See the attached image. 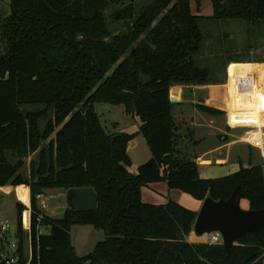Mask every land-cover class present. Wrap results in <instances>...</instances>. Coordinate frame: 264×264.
I'll return each mask as SVG.
<instances>
[{
	"label": "trees",
	"instance_id": "obj_1",
	"mask_svg": "<svg viewBox=\"0 0 264 264\" xmlns=\"http://www.w3.org/2000/svg\"><path fill=\"white\" fill-rule=\"evenodd\" d=\"M211 2V17L193 14L190 0H10V12L0 14V187L31 189V264H264V228L230 251L223 243H192L196 212L173 199H142V189L155 182L216 202L241 186L249 209H264L262 165L201 179L191 129V148L179 149L170 89L221 84L227 66L241 61L225 43L228 30L206 36L201 24L235 21L249 37L264 34V0ZM98 104L139 118L153 157L136 175L128 169V145L137 134L109 132ZM34 155L27 174L26 159ZM78 187L97 191L96 212L67 209L55 218L40 210L46 190ZM25 209L18 202L21 264L28 261ZM79 225L106 236L83 257L71 236Z\"/></svg>",
	"mask_w": 264,
	"mask_h": 264
},
{
	"label": "crops",
	"instance_id": "obj_2",
	"mask_svg": "<svg viewBox=\"0 0 264 264\" xmlns=\"http://www.w3.org/2000/svg\"><path fill=\"white\" fill-rule=\"evenodd\" d=\"M200 10L201 7L199 6L197 13H199ZM244 26L246 27V25ZM228 31L230 34L229 37H227L228 41L225 43L233 45L238 41L232 38V30L229 29ZM246 37V48H250L251 50L247 53H257L255 51H259L261 45L256 44V42L264 39V34L251 35V37L246 35ZM239 42L241 46L243 44L241 38ZM235 48L236 53L239 55L246 53V51H241V49L238 50L237 47H234V49ZM257 62L258 61L252 60L250 66H245L241 62L229 64L225 70V81L219 85L175 86L170 89V98L174 105L173 110L177 125L180 129L179 134L182 137L178 144L179 149H188L189 151L191 148L192 145L186 138L188 130L191 129L194 134V140L197 142L194 155L195 162H197L199 167L201 179H219V177L237 173L242 167L250 168L255 165H262L264 167V65ZM249 71L251 73L250 80H248L245 74L241 73H247ZM218 87H222L224 91L230 93V98L229 95L228 98L217 97L218 92L216 90ZM204 93L212 97H205L203 95ZM200 104L213 109H219L222 113L216 116L196 109L197 105ZM96 111L99 113L103 124L109 132L137 134L128 145V155L131 161V166L128 169L136 175L139 168L153 157L145 138L140 134L141 122L139 118L128 115L122 106L98 104L96 106ZM224 118L226 120H223ZM243 146L248 147L249 153H246L245 149L242 148ZM237 160L240 161V165L237 164ZM163 185L159 187L162 188L165 193L168 189L169 200L173 199L181 205H185V202L188 201L193 204V206H196L193 198H190L186 193L170 189L167 182L166 185ZM146 188L148 187L142 189V199L144 202H147V204L149 202L157 203V201L148 198L149 194L153 193L149 192L150 190L148 192L146 191L147 198H144V191L147 190ZM52 192L54 194L50 195L48 199H53L58 202V205L54 208H50L46 201L40 202L43 197L47 196V193ZM66 192L67 191L61 189L46 190V192L38 198L39 207L42 203L44 205L43 207L46 208V210H43L44 213L52 217H61L68 209ZM156 199L164 200L159 196H156ZM8 201H11L13 206H15L16 212L18 202L26 206L23 213V226L25 232L29 235L24 245L25 255H28L29 245L31 243L30 230L32 221L30 187L26 185L20 187L14 185L0 187L1 221H3L2 219L6 220L5 208ZM203 202L204 201H202V205ZM201 208L202 206L192 209L197 210L198 214ZM16 218L17 215L15 220ZM15 235L17 241L20 242V239L17 237V229L14 232V236ZM194 235L195 232L193 228V231L187 237L189 242L193 241ZM1 249L2 243L0 242V251ZM0 264H2L1 261Z\"/></svg>",
	"mask_w": 264,
	"mask_h": 264
},
{
	"label": "rangeland",
	"instance_id": "obj_3",
	"mask_svg": "<svg viewBox=\"0 0 264 264\" xmlns=\"http://www.w3.org/2000/svg\"><path fill=\"white\" fill-rule=\"evenodd\" d=\"M138 4L143 5L142 3L144 2V0H136ZM191 6H192V11L194 14L196 15H202V16H206V17H211L213 15V4L211 3V0H190ZM10 0H0V14H7L10 12ZM201 7V10L199 11V13H197V9L198 7ZM115 10V8H110L107 11V15L109 16L110 14H112V12ZM238 24H242V25H238ZM245 24L244 23H240V22H229V23H215V25L210 24V23H202V30L204 32V34L207 36H216L219 33H221L222 31L225 30H232V34L233 37L237 39L238 42H235L233 44V48L237 47V49H241V51H246V47H247V37H246V33L247 31H245ZM232 26V27H231ZM115 31V30H114ZM242 39V45L240 46V42L239 39ZM212 44V42H211ZM256 44L261 45V48L259 49V51H255L257 53H252L249 54L247 53H242L241 54V63L244 64L245 66H250V62L252 60L254 61H258L257 63L264 65V39L259 40L256 42ZM214 46V45H212ZM206 55V53H205ZM233 64V63H231ZM246 70V69H244ZM240 73V72H237ZM243 74H245V76L248 78V80H250L251 77V73L250 71L245 73V72H241ZM219 85V84H218ZM220 87V86H219ZM217 88V97H222V98H230V93H228L227 91H224V88ZM216 92V93H217ZM205 97H212L209 94H203ZM213 95V94H212ZM216 97V98H217ZM97 106V105H96ZM98 110V109H97ZM223 120H226L225 118ZM208 144V143H207ZM211 145V144H209ZM243 149H245L246 153H249V149L247 146H243ZM36 158V155L33 156V158H29L26 160V164H25V173L28 174L29 172V165L31 163L32 160H34ZM238 165H240V161L237 160L236 161ZM224 177V176H222ZM163 184L166 185V182H155V183H150L148 186V188H146L147 190L144 191V198H147V193L148 192H153L149 194V199H152L154 201H157V203H153V202H149L150 204L153 205H166L168 200H169V191L168 189L166 190V193L162 190V188H160L159 186H162ZM164 186V185H163ZM160 188V189H159ZM182 192V191H181ZM183 193V192H182ZM185 193V192H184ZM54 194L52 193H47V196L43 197L42 200H40V202L46 201L47 204L49 205V207L54 208L56 205H58L57 201L53 200V199H48V197L50 195ZM187 194V193H186ZM188 196H190V198H193L191 195L187 194ZM156 196H159L161 199L164 200H158L156 199ZM26 199V197H25ZM194 202L196 203V206H193V204H191L190 202H185V205L183 204L184 207H187L188 209H190L193 212L197 213V210H193L192 208L194 207H201L202 206V201L197 200L196 198H193ZM193 202V201H192ZM6 203V202H5ZM147 203V202H146ZM148 203V204H149ZM44 205L41 203L40 204V209L43 212V210H46V208L43 207ZM242 207L244 209H249V201L247 199H243L242 200ZM17 215L16 212V208L15 206H13L11 201H8L6 203V208H5V216H6V220L2 219L3 221H10L11 225H12V230H11V234L12 237H14V232L17 229V220H15V217ZM54 215V214H53ZM55 218H61L60 216H53ZM27 218V217H26ZM28 221V220H27ZM71 236H72V241H73V246L75 247L76 253L83 257V256H87L89 255L96 247L97 243L103 241L106 239V236L104 234L103 231L100 230H95L92 226H84V225H79V226H74L72 228L71 231ZM208 239V235H203V236H199L195 233L194 237H193V241L194 243H203V242H207ZM1 242V241H0ZM2 243V242H1ZM264 262V260H263Z\"/></svg>",
	"mask_w": 264,
	"mask_h": 264
},
{
	"label": "water",
	"instance_id": "obj_4",
	"mask_svg": "<svg viewBox=\"0 0 264 264\" xmlns=\"http://www.w3.org/2000/svg\"><path fill=\"white\" fill-rule=\"evenodd\" d=\"M242 200L241 186L237 187L229 200L216 202L208 197L197 214L194 232L199 236L222 233L223 245L230 251L239 238L264 228V209H244ZM66 201L68 209L72 211L93 213L98 210L100 202L97 191L90 187L69 189Z\"/></svg>",
	"mask_w": 264,
	"mask_h": 264
},
{
	"label": "built area",
	"instance_id": "obj_5",
	"mask_svg": "<svg viewBox=\"0 0 264 264\" xmlns=\"http://www.w3.org/2000/svg\"><path fill=\"white\" fill-rule=\"evenodd\" d=\"M12 225L10 221H1L0 220V241L2 242V249L0 251V261L2 264H21V255H20V242L17 241L11 235ZM40 234L44 232L39 230ZM208 235V243L211 245L223 243L222 233L214 232ZM33 241L31 237V243L28 249V261L26 264H31L33 260Z\"/></svg>",
	"mask_w": 264,
	"mask_h": 264
}]
</instances>
